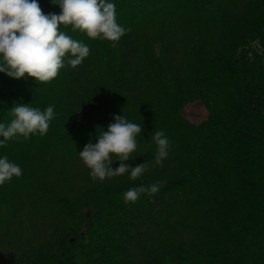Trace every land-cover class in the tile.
<instances>
[{
    "label": "trees",
    "instance_id": "obj_1",
    "mask_svg": "<svg viewBox=\"0 0 264 264\" xmlns=\"http://www.w3.org/2000/svg\"><path fill=\"white\" fill-rule=\"evenodd\" d=\"M109 2L130 29L117 47L61 26L89 46L81 65L66 66L47 84L0 73V123H10L19 104L42 111L54 105L58 113L32 144L0 147V157L23 172L0 186V241L11 221H34L48 165L67 166L120 115L142 126L133 159L124 163L149 162L148 171L135 181L126 173L100 191L86 188L79 201L60 197V210L75 216L60 226L59 239L47 234L40 245L29 237L26 258L15 264H264V0ZM38 3L45 14L60 13L51 0ZM217 28L223 39L204 58ZM195 98L209 109L199 124L181 113ZM159 130L171 141L162 167L154 164L151 139ZM157 181H166L158 194L124 203L127 190Z\"/></svg>",
    "mask_w": 264,
    "mask_h": 264
},
{
    "label": "clouds",
    "instance_id": "obj_2",
    "mask_svg": "<svg viewBox=\"0 0 264 264\" xmlns=\"http://www.w3.org/2000/svg\"><path fill=\"white\" fill-rule=\"evenodd\" d=\"M51 2L59 6V14H45L38 0H0V73L17 80L31 77L39 84H47L66 66L75 69L81 65L90 54L89 46L66 34L61 26L70 27L72 32L84 34L91 40L109 41L113 48L130 31L118 23L116 5L109 0ZM54 107L50 105L43 111L24 104L12 107L9 111L11 122L0 123V137H3L0 147L10 140L20 142L31 136L46 135L50 122L58 115ZM113 119L107 131L97 135L95 144L89 142L79 152L93 182H104L126 173L135 181L149 169V162L135 167L124 163L133 159L132 154L137 150L141 124L120 115ZM151 139L157 146L154 164L162 167L169 155L171 141L163 130L155 131ZM114 161L120 162L115 169L112 167ZM22 174V168L7 155L0 157V186ZM165 184L166 181H157L130 188L123 194V201L134 204L141 194L152 197Z\"/></svg>",
    "mask_w": 264,
    "mask_h": 264
},
{
    "label": "rangeland",
    "instance_id": "obj_3",
    "mask_svg": "<svg viewBox=\"0 0 264 264\" xmlns=\"http://www.w3.org/2000/svg\"><path fill=\"white\" fill-rule=\"evenodd\" d=\"M176 22L177 19H171V28L175 26ZM159 33H161V30ZM218 37L221 40L223 39V31H219L217 28V31H214L208 38L206 47L203 50V53L206 54V57L204 58H207L209 55V48L211 49L213 46H217L218 48V44H216ZM214 42L215 44H213ZM254 46L259 50H262L259 40L255 41ZM185 50L188 51L187 48ZM208 110L206 102L202 99L195 98L182 107L181 113L191 122L199 124L208 117ZM35 137L36 135L31 136L23 143L32 144ZM118 164H120V162L113 163V169L117 168V166H119ZM61 165L62 163H60V160L58 163H54L53 166L48 165L47 169L50 170V176L48 175L49 178L47 179V184L43 187L45 190V196L41 198V209L32 211L29 215L30 218L34 220L31 222L32 224L25 225L23 223L22 225H19L18 222L12 223L11 221L9 228H6L8 232L7 239L0 241V264H15L20 258H26L27 254L24 253H26L27 248L24 244L29 241V237L35 239L36 243L40 245L46 240L45 236L47 234L56 233L57 238L59 239L60 226L68 221V217L75 216L72 212H66L63 209L60 210V197H66L68 200L76 197V199H78L76 201H79L81 200L79 198H83V196L80 195L83 192L85 193L86 188L95 187L96 190L98 189L100 191L101 187L107 188L118 185L124 179L119 176V179L117 180L116 177H114L112 179H106L104 182H93L89 175V169L83 164L79 155L77 158L75 156H69V159L66 160L67 166ZM42 171L43 170H40V172ZM65 171H67V173ZM36 176H40V180L44 179L43 174L39 173ZM33 183L36 186L38 185L35 180H33ZM17 199H19V196H14L13 200L10 201L13 203V201H17Z\"/></svg>",
    "mask_w": 264,
    "mask_h": 264
}]
</instances>
